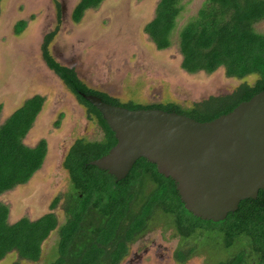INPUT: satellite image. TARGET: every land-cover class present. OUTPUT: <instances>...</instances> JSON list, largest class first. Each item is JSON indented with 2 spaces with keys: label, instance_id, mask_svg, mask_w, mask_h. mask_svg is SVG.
Here are the masks:
<instances>
[{
  "label": "trees",
  "instance_id": "trees-1",
  "mask_svg": "<svg viewBox=\"0 0 264 264\" xmlns=\"http://www.w3.org/2000/svg\"><path fill=\"white\" fill-rule=\"evenodd\" d=\"M101 1L80 0L72 17L77 14L74 20L79 19L84 9ZM176 2L159 0L156 15L144 27L158 48L170 44V31L178 13ZM263 19L264 0H206L197 17L181 28V64L187 71L211 73L222 66L230 77L258 74L252 84L243 82L230 93L210 95L194 102L187 111L172 102L122 103L104 91L88 87L74 68L60 64L50 54L47 46L53 32L47 33L41 45L42 58L87 113L96 117L104 135L100 140H75L64 156L63 166L73 182L64 222L58 224L56 215L48 212L36 220L22 217L8 224V208L0 203V259L16 249L21 258L37 260L42 241L58 227L56 255L49 264H118L127 255L130 243L151 223L164 220L183 242H192L187 250L181 245L176 248L177 263H184L196 247L214 250L220 246L227 256L215 264H264V188L258 190L256 198L241 200L235 211L214 222L186 210L174 181L159 173L156 165L144 157L135 161L125 178L116 181L106 170L89 164L105 154L116 139L99 111L81 95L95 94L107 103L129 109L160 108L198 121L211 120L264 90V33L254 29V24ZM18 24L24 27L25 22ZM41 103L40 96L30 98L0 125V194L25 183L42 164L45 141L28 147L21 140ZM57 201L55 198L51 206Z\"/></svg>",
  "mask_w": 264,
  "mask_h": 264
},
{
  "label": "rangeland",
  "instance_id": "rangeland-1",
  "mask_svg": "<svg viewBox=\"0 0 264 264\" xmlns=\"http://www.w3.org/2000/svg\"><path fill=\"white\" fill-rule=\"evenodd\" d=\"M80 0H0V124L24 100L34 94L44 98L40 112L22 143L34 147L42 139L46 154L42 165L23 184L3 191L0 203L8 208L7 223L22 217L36 220L52 211L58 223L65 221L72 184L63 159L76 139L100 140L101 126L93 115L42 60L41 45L47 33L50 54L73 67L88 86L104 91L120 102L175 103L187 111L194 102L210 95L232 92L240 83L252 84L256 75L230 77L222 66L214 72H189L182 67L179 32L198 15L206 0H177L178 13L170 31V44L158 48L144 27L156 15L159 0H102L72 17ZM25 22L24 27L22 23ZM18 24V25H17ZM264 33V19L254 24ZM34 104V103H31ZM25 114V113H24ZM72 183V184H71ZM58 198L55 206L52 202ZM59 239L58 227L41 243L37 260L21 258L16 249L0 264H49ZM191 241H182L164 220L129 245L118 264H215L227 253L196 247L184 263L174 258ZM233 250V249H232Z\"/></svg>",
  "mask_w": 264,
  "mask_h": 264
},
{
  "label": "water",
  "instance_id": "water-1",
  "mask_svg": "<svg viewBox=\"0 0 264 264\" xmlns=\"http://www.w3.org/2000/svg\"><path fill=\"white\" fill-rule=\"evenodd\" d=\"M116 142L89 161L121 180L144 157L170 177L186 210L223 220L264 188V90L208 121L160 108L129 109L81 93Z\"/></svg>",
  "mask_w": 264,
  "mask_h": 264
},
{
  "label": "flooded vegetation",
  "instance_id": "flooded-vegetation-1",
  "mask_svg": "<svg viewBox=\"0 0 264 264\" xmlns=\"http://www.w3.org/2000/svg\"><path fill=\"white\" fill-rule=\"evenodd\" d=\"M41 56H42V55H41ZM54 59H55V58H54ZM42 60H43V62L45 63V61H44L43 58H42ZM56 61H57V60H56ZM57 62H58V61H57ZM59 63H60V62H59ZM60 64H61V63H60ZM45 65H46V63H45ZM63 65H64V64H63ZM66 66H67V65H66ZM46 67L49 68L47 65H46ZM68 67H70V66H68ZM72 68H73V67H72ZM49 69H50V68H49ZM51 70H52V69H51ZM52 71H53V70H52ZM53 72H54V71H53ZM54 74H55V73H54ZM55 75H56V74H55ZM56 76H57V75H56ZM77 76H78V75H77ZM57 77H58V76H57ZM58 78H59V77H58ZM59 79H60V78H59ZM60 80H61V79H60ZM61 81H62V80H61ZM63 84H64V83H63ZM64 85H65V84H64ZM65 86H66V85H65ZM66 87H67V86H66ZM67 88H68V87H67ZM68 89H69V88H68ZM69 90H70V89H69ZM70 91H71V90H70ZM71 92H72V91H71ZM72 93H73V92H72ZM73 94H74V93H73ZM74 95H75V94H74ZM75 96H76V95H75ZM78 101H79V100H78ZM79 102H80V101H79ZM80 103H81V102H80ZM81 104H82V103H81ZM82 105H83V104H82ZM83 106H84V105H83ZM84 107H85V106H84ZM85 108H86V107H85ZM100 126H101V125H100ZM101 129H102V131H103V128H102V127H101ZM28 130H29V129H28ZM27 132H28V131H27ZM27 132H26V134H27ZM103 135H104V131H103ZM103 135H102V137H103ZM24 136H25V135H24ZM24 136H23V137H24ZM23 137H22V138H23ZM80 139H81V138H80ZM21 140H22V139H21ZM41 140H42V139H41ZM76 140H77V139H76ZM43 160H44V159H43ZM42 162H43V161H42ZM41 165H42V164H41ZM39 168H40V167H39ZM39 168H38V169H39ZM27 181H28V180H27ZM21 184H23V183H21ZM50 212H52V211H50ZM46 213H48V212H46ZM46 213H45V214H46ZM57 222H58V220H57ZM58 224H60V223H58ZM136 240H137V239H136ZM130 244H131V243H130ZM130 244H129V245H130ZM128 250H129V249H128Z\"/></svg>",
  "mask_w": 264,
  "mask_h": 264
},
{
  "label": "crops",
  "instance_id": "crops-1",
  "mask_svg": "<svg viewBox=\"0 0 264 264\" xmlns=\"http://www.w3.org/2000/svg\"><path fill=\"white\" fill-rule=\"evenodd\" d=\"M34 96H40V97H41V99H42L41 106H42V104H43V101H44V98H43V96H42V95H39V94H34L32 97H34ZM32 97H29V98H27V99H26V100H24V101L26 102L27 100H29V99H30V98H32ZM25 102H24V104H25ZM41 106H40V109H41ZM40 109H39V111L37 112V114H36L35 118L33 119V121L36 119L37 115L39 114V112H40ZM15 110H17V109H15ZM15 110H14V111H15ZM14 111H13V112H14ZM13 112H12V113H13ZM12 113H11V114H12ZM11 114H10V115H11ZM10 115H9V116H10ZM9 116H8L7 118H9ZM7 118L5 119V121L7 120ZM5 121H4V122H5ZM4 122H3V123H4ZM3 123H2V124H3ZM2 124H0V125H2ZM25 135H26V133H25Z\"/></svg>",
  "mask_w": 264,
  "mask_h": 264
}]
</instances>
